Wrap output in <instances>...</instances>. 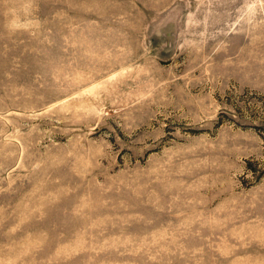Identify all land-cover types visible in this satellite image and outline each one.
<instances>
[{
    "label": "rangeland",
    "instance_id": "obj_1",
    "mask_svg": "<svg viewBox=\"0 0 264 264\" xmlns=\"http://www.w3.org/2000/svg\"><path fill=\"white\" fill-rule=\"evenodd\" d=\"M0 264H264V0H0Z\"/></svg>",
    "mask_w": 264,
    "mask_h": 264
}]
</instances>
